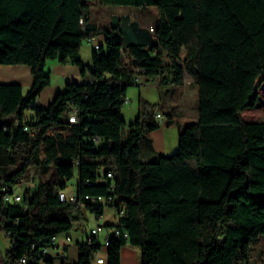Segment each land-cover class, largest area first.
Listing matches in <instances>:
<instances>
[{"label":"trees","instance_id":"trees-1","mask_svg":"<svg viewBox=\"0 0 264 264\" xmlns=\"http://www.w3.org/2000/svg\"><path fill=\"white\" fill-rule=\"evenodd\" d=\"M100 1L153 6L158 21L151 30L114 15L99 25L88 0H0V68L28 65L33 76L27 92L0 79V169L15 168L0 176V229L15 244L0 264L51 262L43 249L74 226L78 206L61 201L59 190L76 168L86 208L104 214L85 197H112L121 212L115 225L129 233L112 237L107 264H121L127 243L141 250V264H249L251 241L264 235V0ZM100 34L105 41L85 64L82 43ZM49 61L79 66L86 79L68 82L43 107ZM185 73L197 87L198 120L181 130L175 153L152 158L157 105L141 100L125 135L128 89L140 77L179 86ZM73 111L77 122L69 120ZM51 166L57 181L4 202V187L14 192L32 167ZM78 247L77 261L62 264H93L101 250L96 239Z\"/></svg>","mask_w":264,"mask_h":264},{"label":"crops","instance_id":"crops-1","mask_svg":"<svg viewBox=\"0 0 264 264\" xmlns=\"http://www.w3.org/2000/svg\"><path fill=\"white\" fill-rule=\"evenodd\" d=\"M132 21L137 20L132 19ZM139 24L143 28H149L150 26L156 25V23L152 22L148 24H142L139 22ZM103 38L105 40V36ZM185 56L186 52H183L182 57L185 58ZM82 61L85 64H92V61L91 63H87V61L83 59V56ZM49 65H54L53 69L48 68L52 74V82L44 89L38 99L39 105L45 107L53 102L58 93L64 90L63 86L65 88L68 82L83 81L86 79V77L82 75V71L79 66L72 64H61L58 61H53L50 64L48 63L47 66ZM55 76L59 80V82L56 84L53 83ZM0 79L2 83H19L23 86L24 91L27 92L33 85L32 68L23 64L2 65L0 68ZM193 82V77L185 73L183 84L176 86L174 95H169L166 99H163V95L160 91L161 86L158 79L148 80L147 78L140 77L139 85H135L137 89H128V98L127 102L125 103L127 108H123L122 110L123 117L126 121V126L124 127L125 135L130 131L129 125L139 115L141 100L147 101L149 103H157L159 101L160 103H158L160 107L154 115V118L160 123V127L150 132L148 136L152 142L153 148L150 151V157L153 158L161 154L170 155L175 153L179 147V135L181 130L190 123L195 122L196 118H198V103L195 105L194 101L192 100L193 105L190 107L192 102L190 100L191 96L193 97L195 95V86ZM166 86L171 87L173 85L168 83ZM141 96L143 97L141 98ZM127 109L131 112L127 113ZM166 109L170 113L167 114L164 111ZM158 114H162V117L158 118ZM98 222L107 226H112L118 223V217L116 212L111 216V218L107 217L104 212L102 219H94L92 228ZM2 232L5 234V237L8 240V250H10V240L6 236L5 231L3 230ZM69 234L71 235L72 240L67 242L66 235H60L57 242L48 249L47 258H49L51 262H43L42 264H62L64 260L77 261L79 256L78 243L84 241L88 235L84 237L83 232L79 231L77 225L73 226V229L69 232ZM2 255V251L0 250V259ZM121 264H141V250L129 243L124 245L121 250Z\"/></svg>","mask_w":264,"mask_h":264},{"label":"rangeland","instance_id":"rangeland-1","mask_svg":"<svg viewBox=\"0 0 264 264\" xmlns=\"http://www.w3.org/2000/svg\"><path fill=\"white\" fill-rule=\"evenodd\" d=\"M91 6V19L93 22H98L99 25H110L111 19L114 15H118L121 17L128 16L131 19H136L138 22L142 24H148V23H157L158 21V13L155 7L153 6H142V7H134V6H122V5H112V4H102L100 0H88ZM104 35L100 34L95 39H93V42L89 41V39H86L82 43V50L81 54L83 56V59L87 61V63H91L92 61V51L93 47L92 45L94 43H104ZM53 61H49V64ZM47 68H54V65H49ZM59 80L54 78L53 83H58ZM61 82V81H60ZM63 83V82H62ZM63 85V84H62ZM182 85V84H181ZM66 87V86H65ZM176 86H166L163 85L160 88V91L163 95V99H166L169 95H174V90ZM131 89H137V87L130 86ZM180 88V87H179ZM194 96H191V101L193 100L195 105L198 103V91L197 87H194ZM63 89L64 86H63ZM155 94V93H153ZM143 96H141L142 98ZM140 98V99H141ZM191 106L192 107V103ZM159 101L157 103L153 102L151 104L157 105V110L159 109ZM45 107V106H43ZM123 108H127V105L124 104ZM122 108V110H123ZM156 110V111H157ZM127 113L131 112L130 110ZM167 114L170 113L166 110H164ZM192 112V111H191ZM34 115L33 109H28L25 113L26 117H31ZM131 115V114H130ZM134 115V114H133ZM167 118V117H166ZM198 118H196L195 121H197ZM125 132V131H124ZM141 159L143 161H150L152 158L142 154ZM15 170L13 167H7L4 169H0V176L4 173H11ZM50 180L52 182L58 180V175L56 172L55 167H50L48 172L44 173V171L39 167H32L28 173V176L25 180H23L21 183L14 186V192H18L22 194L23 196L29 198L30 190L35 193L36 187L41 181ZM79 182V176H78V169L76 168L75 176L74 178L69 182L68 189H76L77 184ZM27 190H29L27 192ZM116 210L111 207L105 208V215L109 218L113 214H115ZM95 219V214L84 207H73L71 211V220L73 225H77L80 232H83L84 237L89 235L93 222ZM3 230L0 229V250L2 251L3 256L5 257V254L8 250V240L5 237V234L2 232ZM102 254H104L103 251H101ZM248 262L249 264H264V235L261 236V238L258 241H251L250 247H249V256H248Z\"/></svg>","mask_w":264,"mask_h":264},{"label":"built area","instance_id":"built-area-1","mask_svg":"<svg viewBox=\"0 0 264 264\" xmlns=\"http://www.w3.org/2000/svg\"><path fill=\"white\" fill-rule=\"evenodd\" d=\"M83 22V20H82ZM151 30H154V26H150ZM92 44L93 39L89 40ZM92 47L96 50L100 48V43H94ZM136 83H140V78H134L133 80ZM39 104V103H38ZM162 114H158V118H161ZM69 120L71 122H77V112L73 111L71 112L69 116ZM18 124V122H17ZM24 129L30 134L35 135L37 134V129L33 128L32 126L25 125ZM93 141L96 143V145L101 143V139L99 137H93ZM108 177L112 178L113 173L108 172ZM4 194H3V199L5 203H20L23 200V196L20 193L16 192H9L6 187L3 188ZM59 195H60V200L65 201L67 203L73 204L78 207H84L86 208L85 203L80 199L78 196L77 190L76 189H66V190H59ZM86 200H88L93 206L96 207H101L104 206L106 207H111L115 209L114 204L116 201L112 197H106V196H90L87 195ZM105 210V209H104ZM105 212V211H104ZM95 218L97 220L102 219L103 215L102 213H94ZM116 215L118 217L121 216V212L116 211ZM6 236L9 238L10 235L9 233L5 232ZM66 235V240L67 242H70L72 240V237L70 234H65ZM124 236L125 238L129 237V233L126 229L121 228L117 225H112V226H107L103 223L98 222L93 228H91V231L89 235L87 236L86 240L89 242H92L94 239H96L97 243L100 244L101 250L93 254V264H105L107 262L106 258V250L110 246V241L112 237H121ZM59 236H55L52 239V242L55 244L58 240ZM10 240V246L13 248L15 244L13 241L9 238ZM50 246H47L43 249L42 253L47 254L48 249ZM64 248V246H63ZM101 251L104 252V254L101 253ZM16 264H28L26 257H21L16 261Z\"/></svg>","mask_w":264,"mask_h":264}]
</instances>
